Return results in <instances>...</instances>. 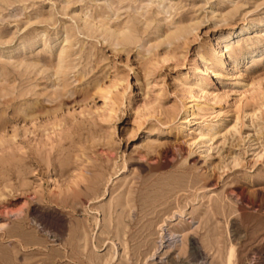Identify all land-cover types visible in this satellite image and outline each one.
<instances>
[{
  "label": "rangeland",
  "instance_id": "rangeland-1",
  "mask_svg": "<svg viewBox=\"0 0 264 264\" xmlns=\"http://www.w3.org/2000/svg\"><path fill=\"white\" fill-rule=\"evenodd\" d=\"M256 23L264 0H0V264H264Z\"/></svg>",
  "mask_w": 264,
  "mask_h": 264
},
{
  "label": "bare ground",
  "instance_id": "bare-ground-1",
  "mask_svg": "<svg viewBox=\"0 0 264 264\" xmlns=\"http://www.w3.org/2000/svg\"><path fill=\"white\" fill-rule=\"evenodd\" d=\"M164 1V0H162ZM163 3V2H162ZM217 28V27H215ZM240 30V29H239ZM264 32V23H256V24H247V25H244L242 28H241V33L242 35H247V34H250V33H257V32ZM214 32H218V29H215L213 31ZM235 34H232L231 32H227L225 33L218 41V47L219 49H217V53L215 55H213L212 57H210V62H211V65L214 69V75H220V79L223 81V82H226V83H229V82H233L237 79V74H236V71H234V69L232 68L231 71L229 73H225V74H220L221 71H223V68H220L218 66L219 64V59L222 58L224 56V49H223V43L224 42H227L229 41L230 39L232 38H235L234 36ZM67 41V40H66ZM264 46V45H263ZM261 49V48H260ZM65 52V51H64ZM67 52V51H66ZM65 52V53H66ZM61 70V69H60ZM220 72V73H219ZM219 73V74H218ZM208 74V71H206V68L203 67L201 70H200V73L199 75H205L207 76ZM207 87H203L202 89H197V92H198V107H197V115L195 118H199L200 116L204 115L205 114V107L204 105L201 103L204 98H205V94H207ZM206 99V98H205ZM204 102V101H203ZM184 120V119H183ZM182 120V122H184ZM183 124V123H182ZM163 236V235H162ZM21 240V239H20ZM176 240V238H173V236H170L169 240L167 241L168 245L172 244L174 241ZM179 242V241H178ZM177 242V243H178ZM167 245V246H168Z\"/></svg>",
  "mask_w": 264,
  "mask_h": 264
}]
</instances>
